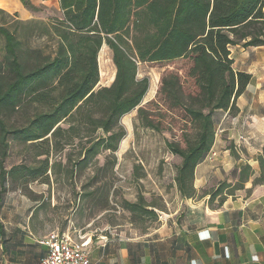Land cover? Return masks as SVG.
Wrapping results in <instances>:
<instances>
[{
	"label": "trees",
	"instance_id": "obj_1",
	"mask_svg": "<svg viewBox=\"0 0 264 264\" xmlns=\"http://www.w3.org/2000/svg\"><path fill=\"white\" fill-rule=\"evenodd\" d=\"M57 1L62 17L54 27L58 42L52 58L34 61L30 54L39 55V50L23 49L7 28L0 27L5 38L0 68L8 72L0 74V197L14 190L11 186L19 188L47 176L51 147L63 150L73 137L86 141L76 159L68 157L74 162L72 169L85 168L104 152L109 155L101 168H113L115 151L126 133L121 118L137 109L143 119L144 108L139 105L148 92L149 79L137 78V63L180 58L192 62L188 76L198 92L185 96L180 78L172 72L161 77L159 92L171 106L183 108L194 125L183 148L170 141L167 148L181 159L174 177L179 195L195 196L194 171L215 138L213 115L226 110L235 114V102L252 77L234 70L230 48L238 44L264 47V0ZM21 2L30 7L29 0ZM103 43L112 50L116 70L110 85L96 88L100 80L97 57ZM36 103L38 110L27 123L20 127L8 123L9 112ZM64 121L69 122L66 129L60 125ZM65 132L69 133L65 142H56ZM12 140L47 157L36 164L6 168ZM258 163L263 170L264 146ZM251 174L250 165L244 164L235 185L225 181L206 192L209 207L217 209L229 195H235L234 190H242ZM262 181L261 173L253 185ZM123 209L135 218L158 217L143 196L134 202L126 200Z\"/></svg>",
	"mask_w": 264,
	"mask_h": 264
},
{
	"label": "rangeland",
	"instance_id": "obj_2",
	"mask_svg": "<svg viewBox=\"0 0 264 264\" xmlns=\"http://www.w3.org/2000/svg\"><path fill=\"white\" fill-rule=\"evenodd\" d=\"M53 1L32 7L27 4L25 7L31 15L29 17L0 13V27L7 28L19 40L23 49L39 50V55L30 54L34 61L36 58H52L57 53L58 39L54 27L57 20L61 19L62 11L59 3L55 5ZM4 45L5 38L0 33V66L5 54ZM137 64V78L149 79L148 92L139 105L144 108L143 119L138 116L137 109L121 118L120 123L124 125L126 133L115 151L113 168H101L109 155L104 152L85 168L72 169L74 162L68 157L76 159L81 144L86 141L73 137L72 144L65 145L63 150L51 147L47 176L22 184L19 188L11 186L10 189L19 190L34 204L32 218L35 228L41 233H68L78 241L97 239L100 236L112 238L141 235L156 226L159 212L157 210L158 217L155 220L150 216L135 218L123 209L125 201L134 202L143 196L147 204L161 209L165 194L173 196L177 192L174 177L181 159L169 151L167 142H176L183 148L186 135L194 132V125L184 109L171 106L159 89L161 77L172 72L180 78L185 96L196 94V84L188 76L192 62L188 58H180ZM97 65L100 80L96 88L107 87L114 80L116 68L112 62V50L105 43L98 53ZM0 74L7 75L8 72L5 69ZM37 105L12 110L7 115L8 123L15 127L27 123L35 110H38ZM146 121L151 126H146ZM60 125L66 129L69 122L64 121ZM68 134L63 133L56 138V142L64 143ZM49 139L53 140L50 135ZM36 151L12 140L5 161L6 168L21 163L36 164L47 157L46 154L36 155ZM231 183L235 185L236 181ZM233 188H228V191ZM233 193L241 194L239 190Z\"/></svg>",
	"mask_w": 264,
	"mask_h": 264
},
{
	"label": "crops",
	"instance_id": "obj_3",
	"mask_svg": "<svg viewBox=\"0 0 264 264\" xmlns=\"http://www.w3.org/2000/svg\"><path fill=\"white\" fill-rule=\"evenodd\" d=\"M48 1L53 0H29V4ZM0 11L31 16L21 0H0ZM230 58L235 71L252 77L235 102V114L226 110L213 115L215 138L210 150L216 155L197 164L196 195L165 194L163 207L154 209L159 212L158 223L149 232L82 239L92 262L264 264V181L253 185L255 177L264 176L258 163L264 146V47L238 44L230 48ZM244 164L250 165L252 174L241 194L229 195L220 207L210 208L206 192L221 182L237 181ZM34 208L19 190L0 197V264H39L45 255L47 247L40 241L46 235L35 228Z\"/></svg>",
	"mask_w": 264,
	"mask_h": 264
},
{
	"label": "built area",
	"instance_id": "obj_4",
	"mask_svg": "<svg viewBox=\"0 0 264 264\" xmlns=\"http://www.w3.org/2000/svg\"><path fill=\"white\" fill-rule=\"evenodd\" d=\"M215 154V151H210L208 155ZM40 242L47 250L39 264H96L88 255L86 243L73 239L68 233L53 232L43 237Z\"/></svg>",
	"mask_w": 264,
	"mask_h": 264
}]
</instances>
